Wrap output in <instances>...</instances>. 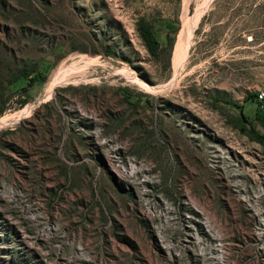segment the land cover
Wrapping results in <instances>:
<instances>
[{"label":"rangeland","instance_id":"obj_1","mask_svg":"<svg viewBox=\"0 0 264 264\" xmlns=\"http://www.w3.org/2000/svg\"><path fill=\"white\" fill-rule=\"evenodd\" d=\"M260 92L264 0H0V264H264Z\"/></svg>","mask_w":264,"mask_h":264},{"label":"bare ground","instance_id":"obj_2","mask_svg":"<svg viewBox=\"0 0 264 264\" xmlns=\"http://www.w3.org/2000/svg\"><path fill=\"white\" fill-rule=\"evenodd\" d=\"M205 4H206V2L203 5H205ZM203 13H204V10L198 11L195 14V16H193L191 19L184 20V27L180 33L179 41H178V44L176 46L174 59H173V65H174V75H173L174 80L173 81H175V79L177 80L176 77L178 76L180 69L183 67V64L185 63V61L187 59L189 49L191 46V41L193 38V32H194L195 28L197 27L198 21L200 20ZM191 22H192V24H191ZM78 69H79L78 67L72 68V69L68 68V69H66V71L64 69H60L58 72H56V74L53 76L52 80L49 83L48 90H47L48 96H52L53 91L56 88V86L58 85V83H60L61 81H65L67 79H70L72 77L71 75L73 73H75V71H77ZM134 82L138 83L140 85V87H142L143 89H145L146 91H149V92H156L157 93V92H162L166 87L171 88V83L168 85L160 86V87H152V86L145 84L143 81H141V79H138L137 77H134ZM13 118H14V116L4 117L3 119L0 120V125L5 124L8 120L13 119Z\"/></svg>","mask_w":264,"mask_h":264},{"label":"trees","instance_id":"obj_3","mask_svg":"<svg viewBox=\"0 0 264 264\" xmlns=\"http://www.w3.org/2000/svg\"><path fill=\"white\" fill-rule=\"evenodd\" d=\"M139 32H140L142 38L144 39L146 45L151 50V53L155 54L156 50H157V46H158V41L156 40L155 34L152 32L150 26L146 25L144 23L140 24ZM256 119L264 127V110H262V109L257 110ZM243 131H244V133L249 135L251 140L256 141L257 143H259L260 145H262L264 147V134L252 135V134H249V132L246 130V128H243Z\"/></svg>","mask_w":264,"mask_h":264},{"label":"built area","instance_id":"obj_4","mask_svg":"<svg viewBox=\"0 0 264 264\" xmlns=\"http://www.w3.org/2000/svg\"><path fill=\"white\" fill-rule=\"evenodd\" d=\"M258 98L261 102L264 101V92H260V94L258 95ZM262 107H264V104H262Z\"/></svg>","mask_w":264,"mask_h":264},{"label":"crops","instance_id":"obj_5","mask_svg":"<svg viewBox=\"0 0 264 264\" xmlns=\"http://www.w3.org/2000/svg\"><path fill=\"white\" fill-rule=\"evenodd\" d=\"M255 5V4H254ZM256 6V5H255ZM251 7V6H250ZM251 14V8L249 9L248 15ZM249 37L251 38V34H249Z\"/></svg>","mask_w":264,"mask_h":264}]
</instances>
